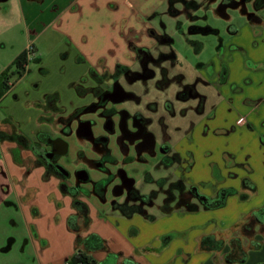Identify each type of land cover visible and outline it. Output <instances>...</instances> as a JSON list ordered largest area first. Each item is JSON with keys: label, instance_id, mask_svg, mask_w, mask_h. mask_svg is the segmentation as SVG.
Wrapping results in <instances>:
<instances>
[{"label": "crops", "instance_id": "crops-1", "mask_svg": "<svg viewBox=\"0 0 264 264\" xmlns=\"http://www.w3.org/2000/svg\"><path fill=\"white\" fill-rule=\"evenodd\" d=\"M177 2L184 3L182 12L190 29L199 20L207 21L193 15L198 11L224 18L226 26L223 35L218 26L206 24L213 29L218 48L199 63L209 61L212 75L196 66L190 81L183 76L148 83H152L148 93L155 84L162 92L176 84L174 97L162 98L161 102L170 104L162 111V103L155 111L151 107L156 102L145 100L152 117L163 118L160 138L148 128L155 144L168 146L179 161L168 168L164 164L155 168L158 157L149 156L147 150L141 152L146 163L137 170L140 176L133 178L134 187L152 201L142 212L127 216L110 206V198L95 207L80 196L88 205L90 218L82 237L96 234L106 242L109 252L137 264H264V231L255 227L240 236L229 231L239 230L252 212L264 213V5L254 13L258 21L253 22L248 8L246 13H231L229 6L220 10L217 0H0V75L27 45L34 48L30 62L37 68L33 71L28 64L27 72L0 96V105L11 99L17 102L22 96L29 98L24 101L29 107L27 114L21 115L16 108H6L0 114V264H67L74 253L75 235L66 226L67 217L74 212L71 197L61 192L57 178L45 176L44 168L34 164L28 147L5 138L20 135L28 146L39 145L52 131L43 119L53 112L46 105V97L56 94L61 108L56 92L39 96V100L27 91L22 94V81L34 76L46 79L54 53L59 68L66 66L63 74L79 79L74 88L80 97V81L86 76L79 67L99 71V63L109 69L116 63L129 64V37L140 35L137 44L152 47L155 40L147 30L164 31L171 38V46L173 39L165 27L157 30L151 21L166 7V12L175 16ZM195 42L200 43L191 41ZM65 63H71L75 71L69 72L71 67ZM220 72L224 73L221 81L217 78ZM198 78L206 83H199ZM188 85L196 95L183 93ZM204 87L212 91L204 93ZM177 102L186 105L177 107ZM67 114L60 113L64 117ZM191 116L194 118L187 125L169 123L171 118L185 121ZM239 118L244 119L243 124H237ZM144 172L152 180L181 179L185 188L195 186L198 195L211 203L206 206L197 197L179 203L178 190H167L165 185L158 190L152 182L146 185ZM186 216H199V221L195 219V226L173 224V220ZM158 220L172 222L159 228L155 226ZM228 234L231 237H225ZM207 236L214 237L215 242L202 250L200 240ZM217 241L222 242L221 249L209 250ZM91 255L100 261L106 252Z\"/></svg>", "mask_w": 264, "mask_h": 264}, {"label": "flooded vegetation", "instance_id": "flooded-vegetation-1", "mask_svg": "<svg viewBox=\"0 0 264 264\" xmlns=\"http://www.w3.org/2000/svg\"><path fill=\"white\" fill-rule=\"evenodd\" d=\"M220 10L230 7L231 10H239L240 13H246V3H250V17L264 5V0H217ZM258 19V18H257ZM195 30V27L192 28ZM197 32H203L204 35L213 33L210 27H201ZM147 33L155 40V45L147 47L138 45L140 35H134L128 38V49L126 57L129 64L116 63L112 69H109L99 63V70L91 68L88 71V77L81 79L80 92L81 97L88 98L86 103L71 110L62 120L59 134L55 137L46 135L40 140L39 145H29L27 150L33 157L34 164L43 167L45 176L52 175L59 180L65 189L76 191L82 197H97L101 202L107 200V191L113 188V195L110 197V206L121 212L137 211L142 212L143 207L151 203V197H143L139 190L134 187V182L126 171L127 164H136L140 169L146 163V158L140 157L142 151L147 150L149 156H157V168L160 164L166 165V168L173 166L179 161L177 154L170 153L168 146L156 145L155 136L148 130L155 122V118L147 109L146 95L149 91L148 82L152 79H182V75L174 73L172 70L179 64L178 57L169 45L171 38L165 35L164 31L157 32L154 29H148ZM158 45L160 47H158ZM196 54L201 52V42L191 43ZM158 47V50H155ZM218 48V46L216 47ZM203 71L212 75V64L207 61L198 63ZM176 74V75H175ZM219 81L224 79V73H218ZM200 79V78H198ZM199 83L205 84L203 80ZM138 87V91L134 90ZM183 93L186 96L196 95L191 85L185 86ZM202 101V97L199 98ZM152 109L157 111V103ZM169 107L167 102L163 107ZM131 107V109H130ZM149 108V107H148ZM99 112L103 121V132L95 135L93 127L95 122L84 118L88 113ZM117 118V119H116ZM158 124L163 122L162 116H158ZM76 134L77 141H81V147H88L87 150L94 156L85 154L83 149H79L77 156L81 167L76 168L72 173L59 163L60 159L67 155L72 139ZM118 135V145L120 151L111 150V137ZM64 144H67V152L61 155ZM86 144V145H85ZM20 145V144H19ZM22 146V145H20ZM159 146V150H157ZM25 148V146H22ZM156 158V157H155ZM138 168V169H139ZM88 170H96L103 176V180L92 184L90 188H84L83 184L89 182ZM181 171V170H180ZM73 178L71 185L68 182ZM146 183L152 182L158 190L167 186V190L176 189L179 191V203H184L191 197H197L206 206L211 201L207 197L198 195L197 188L190 186L185 188L181 179L170 181L168 178H159L152 180L147 172L143 174ZM152 197L156 192H152ZM95 195V196H92ZM122 198L119 202L118 199ZM264 213L258 215L253 222L249 232L253 228L264 231ZM258 224V225H257ZM240 230L244 232L242 226Z\"/></svg>", "mask_w": 264, "mask_h": 264}, {"label": "rangeland", "instance_id": "rangeland-1", "mask_svg": "<svg viewBox=\"0 0 264 264\" xmlns=\"http://www.w3.org/2000/svg\"><path fill=\"white\" fill-rule=\"evenodd\" d=\"M190 1V0H188ZM197 1V0H195ZM175 10L178 11V13L175 16H171L170 14H168L166 12L167 7L163 10V12H161L159 15H157L151 22L153 24V26L158 30L160 29L162 26L165 27L166 32L171 35L172 39H173V44L171 45V48L173 49V51H175L177 57H178V61L179 64L177 65L176 68H173L172 70L174 71V73L178 74V75H182L184 76L185 79H187L188 81L192 80L190 77L194 76V73L196 70V66L198 65L199 61H204L206 59H208V57H210L213 52L215 51V47L218 44V41L216 39V37L212 34H208V35H204L203 32L200 31V33H194L197 32L196 29L197 28H201V27H206V24H209L212 27L218 26V28H220V30H222L223 35H225V31H226V26H224V18L222 19L221 17L219 18H212L211 16H213V14L209 13H204L201 11H198L196 13L192 12L194 16L196 17H206L207 21L204 22L203 20H199L196 22L195 26V30H192V28L194 26H192V28L190 29V23L188 21V19H186V15L182 12L183 8H184V3L183 2H177L175 3ZM246 7L247 8H251L250 3H246ZM250 11V9L248 10ZM231 13H235V14H240L239 10H232L230 11ZM210 19V20H209ZM199 40L200 42H202L203 44V51L199 54H196L194 51L193 46H191V41L192 40ZM158 47H160L158 45ZM158 47L156 48L155 46V50H158ZM72 63V62H71ZM71 63H65V65L71 67L69 68V72H74V68L72 67L73 65ZM59 62L57 61V55H55L54 53H52L50 59H49V69L48 72L46 74V79H35L36 77L34 76V79H25L24 81H22L21 85H20V90L22 92V94L29 92V94L32 97H36V99H40L39 96H43L44 94L50 93V92H56L59 96L60 99V104H61V108H59L57 102L55 101H51L49 103H47V107L50 108L53 112L51 115L43 117L44 120H46L49 124H50V128H51V134H48L51 137H55L57 136L59 133V130L61 129V124L63 123V119L64 116L60 115L61 112H66L69 113L71 110H73L76 106H81L84 103H86V101L88 100V98H84V97H80L76 94V90L74 88V84L77 83L79 81V79H70V76H65L63 73L66 70V66L59 68ZM29 65L32 67L33 71H35L37 68H34V62H30ZM64 65V64H63ZM82 66V67H81ZM79 67V69L81 71L85 70V76L88 77V70L89 68L87 66H83L81 65ZM100 73V70H99ZM175 74V75H176ZM85 77V78H86ZM12 81V80H11ZM155 83L154 80H149V82ZM163 81V80H162ZM13 82V81H12ZM75 82V83H74ZM148 82V83H149ZM152 83L148 85V87L152 86ZM172 84V83H171ZM176 84L175 85H170L168 89H166L165 91H160L157 89L156 84L155 87H153L152 89H150V92L147 93L146 98L149 99V102H156L158 105L159 103H162V105H159V110L162 111L164 108L163 104L164 101H162V98H164V96L166 98H169L170 96L175 95L176 92ZM204 91V93H210L212 90L210 88L204 87L202 88ZM134 90L138 91V87H134ZM27 91V92H26ZM82 93V92H81ZM12 98V96H9ZM29 98H24V96H22L17 102L13 101L12 99L9 101H5L0 105V114L1 113H5V109L7 108L8 110L11 109H18L21 110L22 112H19L21 115L27 114L25 111L27 110L28 106H25V100H28ZM154 99V100H152ZM171 99V98H169ZM168 101V100H167ZM171 101V100H170ZM173 101V100H172ZM9 103V104H8ZM186 105V103H182V102H177V107H181L183 105ZM188 105V104H187ZM158 107V106H156ZM161 107V108H160ZM29 108V107H28ZM131 109V107H130ZM84 118H87L89 120L94 121L96 124L93 127V133L95 135L101 134L103 132V121L101 120V117L99 116V112H93V113H88L86 115H84ZM155 122L152 125V130L154 132V134L160 138V126L157 122L158 120V116L154 117ZM193 116L187 118L185 121H180L179 118H171L169 123H174V124H189L192 120H193ZM117 119V118H116ZM46 137V136H45ZM118 135L111 137L112 139V145L109 147L111 150H113L116 152L117 150L120 151V147L118 145ZM70 147H69V151L67 153L66 156L62 157L59 161L60 164H62L64 167H66V169L70 172H74L76 170V168L81 167V164H79V157L77 156L78 150L79 149H86L88 147H81V141H77V137L76 134L74 135V137L72 139L68 140ZM86 145V144H85ZM159 146H157V150H159ZM84 152L85 154H88L89 156H94L93 153H90L89 151H81ZM138 166L136 164H127L125 169L128 172V174L137 179L140 175L138 174ZM89 173V182L83 184L84 188H90L92 187V184L100 182L103 180V176L100 172L96 171V170H88ZM73 182V178L71 177V180L68 182L69 185H71ZM148 185V183L146 184ZM108 195H107V199L110 198L113 195V188L110 187L109 190L107 191ZM87 201H89V203H91L93 206H102V202L98 199H94V197H86ZM120 200V201H119ZM119 202L122 201L121 198L118 199ZM192 217V218H191ZM199 216H186V217H181L178 220H173V224H178V223H182V224H186L191 226L194 225V221L196 219V221L198 222ZM192 219V220H191ZM164 221L158 220L155 224V226H158L159 228L164 227L166 225H170L169 223L172 222L170 221L169 223H163ZM195 226V225H194ZM193 226V233L196 232L197 228ZM6 230H10V228L7 226ZM230 231V234L232 232H235L234 235H239L241 234L242 230L240 231V229L238 230V228H236V231ZM230 234L225 235V237H229ZM7 236H5V238L7 239ZM231 237V236H230ZM227 239V238H225ZM241 241H243V238L241 237ZM95 257H100L99 254H97ZM24 263V261H23Z\"/></svg>", "mask_w": 264, "mask_h": 264}, {"label": "trees", "instance_id": "trees-1", "mask_svg": "<svg viewBox=\"0 0 264 264\" xmlns=\"http://www.w3.org/2000/svg\"><path fill=\"white\" fill-rule=\"evenodd\" d=\"M250 19L253 22H257V18L252 16ZM24 64H25V56L22 53L18 57L15 58L12 65L8 67L4 72L0 75V96L7 92L10 89V81L12 78L14 83L23 76L24 74ZM57 102L56 94L46 97V103L50 101ZM7 140L12 142H16L22 146L27 147V140L15 134L6 135ZM59 189L63 194H67L71 197V207L74 211L71 215H69L66 219V226L68 230L75 235L74 239V253L67 260V264H137L131 258H121V255L118 253L109 252L106 246V242L101 239L96 234H89L87 236L82 237V232L88 228L90 223L89 218V208L88 205L79 199L80 195L76 191H72L71 189H65L62 184L59 185ZM204 202V201H203ZM219 205H213L216 207ZM135 211L123 212L124 215L129 216ZM259 211L252 212L249 216L248 222L244 224L242 227L244 232H249L253 222L258 218ZM168 239L170 235L167 236ZM167 240V239H166ZM209 242H215L214 237L207 236L203 237L200 240V248L202 250H208L206 244ZM216 247H211L209 250H220L222 247V242L217 241ZM102 251L106 252L105 257L98 261L92 255L91 252Z\"/></svg>", "mask_w": 264, "mask_h": 264}, {"label": "built area", "instance_id": "built-area-1", "mask_svg": "<svg viewBox=\"0 0 264 264\" xmlns=\"http://www.w3.org/2000/svg\"><path fill=\"white\" fill-rule=\"evenodd\" d=\"M24 56H25V64H24V74L25 72H27L28 70V64L30 62V60L32 59L33 55H34V48L32 45H27L24 52H23ZM14 84V80L13 82L10 81L9 85L10 87L13 86ZM244 123V119L243 118H239L237 120V124L240 125V124H243Z\"/></svg>", "mask_w": 264, "mask_h": 264}, {"label": "water", "instance_id": "water-1", "mask_svg": "<svg viewBox=\"0 0 264 264\" xmlns=\"http://www.w3.org/2000/svg\"><path fill=\"white\" fill-rule=\"evenodd\" d=\"M66 152H67V144L66 145L64 144L63 151H62L61 155L65 154ZM132 181H133V179H132Z\"/></svg>", "mask_w": 264, "mask_h": 264}]
</instances>
